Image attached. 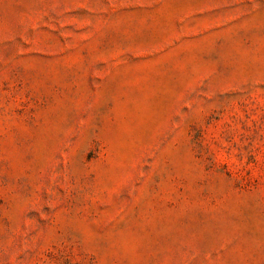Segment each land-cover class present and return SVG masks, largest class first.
<instances>
[{
	"label": "rangeland",
	"instance_id": "374dc122",
	"mask_svg": "<svg viewBox=\"0 0 264 264\" xmlns=\"http://www.w3.org/2000/svg\"><path fill=\"white\" fill-rule=\"evenodd\" d=\"M0 264H264V0H0Z\"/></svg>",
	"mask_w": 264,
	"mask_h": 264
}]
</instances>
